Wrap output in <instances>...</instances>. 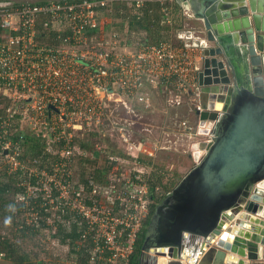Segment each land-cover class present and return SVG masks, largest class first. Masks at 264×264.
Listing matches in <instances>:
<instances>
[{
    "label": "built area",
    "instance_id": "2783aa9c",
    "mask_svg": "<svg viewBox=\"0 0 264 264\" xmlns=\"http://www.w3.org/2000/svg\"><path fill=\"white\" fill-rule=\"evenodd\" d=\"M3 1L0 97L7 98L9 104L0 121V139L9 136L2 144L8 170L23 171L24 195L18 199L27 205L30 197L40 194L39 207L46 212L47 225L60 221L62 213L76 220L82 228L78 242H91L84 264H127L150 203L163 193L158 185L150 189L147 180L152 165L140 163L133 153L136 150L152 155L141 151L142 139L131 141L136 123L123 117L109 122L105 101L121 102L126 112L135 110L137 103L149 109L153 88L163 85L170 88L166 92L169 105L181 104L175 93L185 94L195 101L193 112L201 110L197 73L205 42L180 24L175 32L182 42L179 44L171 38L149 43L142 35L129 38L113 28V13H122V5L138 8L148 2H158L166 12L164 21L176 24L171 11L173 0ZM107 121L119 131L117 137L123 138L126 150L107 134L117 147L107 152V145L99 149V156L106 161L101 166L108 167L106 176L102 183L89 176L85 179L89 188H84L72 179L71 170L77 156L91 155L94 149H83L80 140L83 132L88 135L94 131L93 124L106 125ZM24 122L30 124V130L57 144L49 148V154L57 158L50 171L37 169L36 159L28 166L18 158L10 135ZM176 125V135L193 130L185 119ZM199 129L197 118L196 133ZM99 135L94 136L101 137L102 133ZM120 157L131 161L132 171L127 177L122 174L125 167ZM25 172L38 178L35 184L27 181ZM256 187L262 188L259 184ZM30 212L28 223L41 218L39 212ZM70 223L69 219L65 222Z\"/></svg>",
    "mask_w": 264,
    "mask_h": 264
},
{
    "label": "water",
    "instance_id": "95a60500",
    "mask_svg": "<svg viewBox=\"0 0 264 264\" xmlns=\"http://www.w3.org/2000/svg\"><path fill=\"white\" fill-rule=\"evenodd\" d=\"M183 2L206 45L194 110L206 138L155 205L138 264H264V0Z\"/></svg>",
    "mask_w": 264,
    "mask_h": 264
},
{
    "label": "trees",
    "instance_id": "16d2710c",
    "mask_svg": "<svg viewBox=\"0 0 264 264\" xmlns=\"http://www.w3.org/2000/svg\"><path fill=\"white\" fill-rule=\"evenodd\" d=\"M44 1L45 0H38L36 3H41ZM121 7L122 13L116 11V16L118 19L122 20L127 28H124L122 25H118V27H122L119 29H123L124 32L134 30L130 29V27H135V29H146L149 34L148 36L144 35V38L149 43H155L160 40L168 39L167 34H169V31L171 30L164 21V15L166 12L161 10L162 7L158 2H148L144 6L138 8L134 7L133 5L126 4L122 5ZM113 25H117V23L115 22ZM8 104L9 101L7 98L0 97V121L6 115V108ZM94 135V133H91V136ZM8 137L9 136L7 135L6 138L4 137L3 139H0V165H5L3 158L6 153H4L5 150H3L2 144L8 139ZM98 138L100 139L101 137L97 136L95 139ZM10 142L12 143L14 149L17 151L20 149L18 158L22 163L28 166H30V161L36 159L38 168H45L47 171H50L53 166V162L55 159L57 160L56 156L49 154V148L57 146V144L49 137L42 136L40 133L36 134L32 130L27 131V129L24 130L18 128L13 131L12 135H10ZM22 145L25 147L24 150ZM80 145L83 147V149H91L90 144L86 145L85 142L82 143L80 141ZM81 158H85V156L79 155L76 157V160ZM138 160L140 163L152 165V170L149 173L147 180L151 190L153 187L158 185L163 189L165 194L175 185L176 182L172 181L171 179L164 181V170L166 168L163 165L153 164L151 158L143 155L138 156ZM105 164L106 161H103L100 164L98 161L94 160L91 164L92 167L87 164L85 169L84 167L79 169L78 173L81 171L82 179L84 178L80 182L81 186L84 188H89V185H87L88 183H86L85 180L89 176H93L95 180L102 183L104 176H106L108 167H102L101 165ZM6 168L0 167V218H3L4 224L9 227L12 225L17 226L18 229L16 230H18V232H20L22 235L38 234L40 232L49 233V235H52L58 239L59 242L61 241L62 243H65L69 247V252L72 251L76 255L75 264H84L89 256L91 242L88 239L82 241L81 243L78 242L82 228L77 225L76 220L73 221V219L70 217L68 218L65 213H60V221L55 220L53 223L55 227H52L53 225H47L45 219L46 212L43 208L39 207L41 195L38 194V196L30 197L27 200V205L24 202L19 201L18 197L24 195V187L21 185V178L24 176L23 171L19 169L13 172L9 171L7 166ZM25 177L27 181L32 184H35L38 179L35 175H26V172ZM53 191V195L55 196V190ZM160 199L161 197H158V199H153V201L150 203L149 216L143 222L142 229L136 238L133 252L129 257L127 264H138V255L146 225L149 222L156 203L160 201ZM86 202L88 203V201ZM26 206L27 210H35L39 212V216H41V218L37 219V221L32 219V222L28 223L26 221V217H23V213L21 211L22 209L26 208ZM20 215L22 218L18 220ZM68 219L71 221L70 225L65 224L66 220ZM0 253H2V257H4V259L11 262L12 264H34L30 260L29 251L23 247L20 249L18 246H15L13 244V240H10L9 238V234H0Z\"/></svg>",
    "mask_w": 264,
    "mask_h": 264
},
{
    "label": "rangeland",
    "instance_id": "374dc122",
    "mask_svg": "<svg viewBox=\"0 0 264 264\" xmlns=\"http://www.w3.org/2000/svg\"><path fill=\"white\" fill-rule=\"evenodd\" d=\"M7 1L19 2L24 0ZM191 24L194 25L193 23ZM116 28L119 29L122 27L117 26ZM128 32L131 33L133 37L138 35V33L134 32L133 30H129ZM171 39L174 43H182L180 39L176 37V35H172ZM153 89L157 92H160L159 87H154ZM175 95L178 99L182 100L181 104L178 106L169 105L165 100V93L163 94L164 97H162L160 94H157L155 99H151L153 105L149 109L142 108L139 103L135 104L136 107L134 108L135 110H133L135 111V114H133V111L130 110L126 112L121 102L106 100L105 102L107 103L108 107L106 108L105 114L106 117H109V122H111V120L116 121L117 119H120V117H123V119L126 118L130 122L134 120L133 122L136 123V128L135 130H131L132 135L130 136H134L133 138H131V141L142 139V142L144 141V145L141 148V151H150V153L154 156H149L143 152L139 153L136 150H133L134 155L136 157L141 155L149 157L152 159L151 161L153 164L163 165L166 168L164 170V181H166L167 179H171L172 181L177 183V181L194 165V160L192 158V152L190 149L191 143L196 142L200 139H205L206 136L196 133L197 117L194 115V112L192 110L195 102H193L192 97L177 93H175ZM128 102L129 104L131 103V101ZM129 106L130 105L127 104V108H129ZM185 117L189 119L188 124L193 127V130L184 132L183 134L178 133V135H176V133L178 132V125H176V123L178 121H181V119ZM123 119L121 122H124ZM13 125L16 126V124ZM29 125V123L24 122L19 126L17 125V127H20V129L24 130L27 129V131H29ZM92 127L94 128L92 134L95 133L99 135V133H102V135L100 139H95L94 136H91V133L86 135L83 132L84 136L80 141L82 143L85 142L86 145L90 144L91 149H94V151L93 154L85 156V158H81L76 161L74 169L71 170V177L75 181L77 180L81 182L84 179H82L81 171L80 173H78L79 169H81L82 167H84L85 169V166L87 164L92 167L91 164L94 160L98 161L100 164L105 160L103 156H99L101 154L99 153L100 148L107 145L105 150V152H107L109 150L114 151V149L117 147L114 140H111L107 136V134L111 135L112 139H115V141H117L121 149L126 150V145L122 140L123 138L121 139V136L117 137L119 131L113 130L111 123H108L107 121L106 125L93 124ZM54 147L50 148L54 149ZM22 148L24 150L25 147L23 146ZM120 161L125 167L122 174L123 176L127 177L132 171L131 161L125 158H121ZM0 167L5 168L4 164L0 165ZM78 184L81 185V183ZM159 188L160 191L164 194L163 189L161 187ZM71 190L72 188L70 189V191ZM21 211L23 213V217L31 219V212L30 210H27V206ZM21 218L22 217L20 215L18 220ZM16 229H18L17 226L12 225L9 227L4 224L3 218H0V234H9V238L10 240H13V244L15 246H18L20 249H22L23 247L24 249L29 251L30 260L34 264H75L76 255L72 251L69 252V247L65 243H62L61 241L59 242L58 239H56L52 235H49V233L40 232L38 234L22 235ZM0 264L12 263L4 259V257H1Z\"/></svg>",
    "mask_w": 264,
    "mask_h": 264
},
{
    "label": "crops",
    "instance_id": "0c3cea01",
    "mask_svg": "<svg viewBox=\"0 0 264 264\" xmlns=\"http://www.w3.org/2000/svg\"><path fill=\"white\" fill-rule=\"evenodd\" d=\"M171 5H172V8H171L172 18H173L174 21L177 20L178 23H176V24L173 23L172 25L170 23H166V25H168L170 27V30H171V31H169V34H167L168 39L171 38L172 35H175V32L179 29L177 24H180L181 26H183V28H192V29L195 28L194 26H197V24H198V20L191 16V11H187L186 7L184 9V6H183L184 2H182L181 0H173V3ZM185 14H186V16H184ZM113 20H114V23L115 22L117 23V25H113V28H116L118 25H120V26L122 25L124 28H127V26L122 22V20L117 18L116 12L113 13ZM191 23H193L194 25H192ZM130 29H134L133 31L136 32V33L138 32L139 33L138 36H141V35L142 36H144V35L148 36V34H149V32L146 29H143V28L135 29V27H130ZM120 31L122 32L124 30H120ZM122 33L125 36H128L129 38L132 37V34L129 33L128 31L127 32H122ZM159 88H160V92L158 91L159 93L153 89V91H152L153 98L155 99L157 94H160L162 97H164L163 94L165 93V100H166V92L170 88L165 87L163 85L161 87H159ZM183 119H185L187 121L189 120L186 117L183 118ZM151 156H154V155H151ZM29 164H32V161H30ZM4 167L6 168V165H4ZM32 167H33V165H32ZM36 167H37V169H42V171L46 170L45 168H38V164H36ZM23 179H24V176H22L21 180H23ZM19 183H20V179H19ZM227 252H229V251H227ZM244 259H246V258L244 257Z\"/></svg>",
    "mask_w": 264,
    "mask_h": 264
},
{
    "label": "bare ground",
    "instance_id": "6f19581e",
    "mask_svg": "<svg viewBox=\"0 0 264 264\" xmlns=\"http://www.w3.org/2000/svg\"><path fill=\"white\" fill-rule=\"evenodd\" d=\"M181 1L183 2V0H181ZM187 4L189 5V1H188ZM186 9H187V8H186ZM164 259H165V258H161V257H159V258H158V261H159L158 264H164V263H163V260H164Z\"/></svg>",
    "mask_w": 264,
    "mask_h": 264
},
{
    "label": "clouds",
    "instance_id": "9594fccd",
    "mask_svg": "<svg viewBox=\"0 0 264 264\" xmlns=\"http://www.w3.org/2000/svg\"><path fill=\"white\" fill-rule=\"evenodd\" d=\"M165 194H166V193H165ZM165 194H163V196H164ZM163 196H162V197H163ZM162 197H161V198H162ZM158 202H159V201H158ZM158 202H157V203H158ZM157 203H156V204H157ZM149 212H150V210H149ZM148 216H149V213H148ZM148 216H147V217H148ZM147 217H146V218H147ZM150 217H151V216H150ZM146 226H147V225H146ZM141 229H142V228H141ZM139 233H140V232H139Z\"/></svg>",
    "mask_w": 264,
    "mask_h": 264
},
{
    "label": "flooded vegetation",
    "instance_id": "af4514ba",
    "mask_svg": "<svg viewBox=\"0 0 264 264\" xmlns=\"http://www.w3.org/2000/svg\"><path fill=\"white\" fill-rule=\"evenodd\" d=\"M0 1H3V0H0ZM5 1H7V0H5ZM34 1H38V0H34ZM45 1H51V0H45ZM191 152H192V151H191ZM191 152H190V153H191Z\"/></svg>",
    "mask_w": 264,
    "mask_h": 264
}]
</instances>
